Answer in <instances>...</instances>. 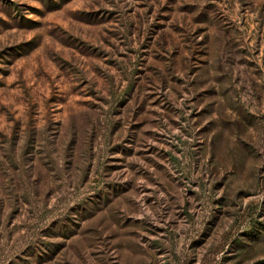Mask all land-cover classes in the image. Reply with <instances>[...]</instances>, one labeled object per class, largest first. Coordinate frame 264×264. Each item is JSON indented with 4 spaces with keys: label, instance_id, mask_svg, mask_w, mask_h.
<instances>
[{
    "label": "rangeland",
    "instance_id": "rangeland-1",
    "mask_svg": "<svg viewBox=\"0 0 264 264\" xmlns=\"http://www.w3.org/2000/svg\"><path fill=\"white\" fill-rule=\"evenodd\" d=\"M0 264H264V0H0Z\"/></svg>",
    "mask_w": 264,
    "mask_h": 264
}]
</instances>
